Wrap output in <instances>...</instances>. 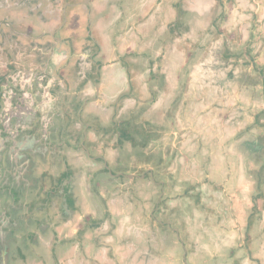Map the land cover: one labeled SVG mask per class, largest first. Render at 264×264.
Listing matches in <instances>:
<instances>
[{
    "label": "crops",
    "instance_id": "1",
    "mask_svg": "<svg viewBox=\"0 0 264 264\" xmlns=\"http://www.w3.org/2000/svg\"><path fill=\"white\" fill-rule=\"evenodd\" d=\"M70 1L14 0L16 28L0 29V73L19 60L26 80L48 82L4 131L15 167L0 172V264H217L193 230L260 170L264 0L230 13H214L218 0ZM49 47L60 68L39 71ZM251 210L264 264V207Z\"/></svg>",
    "mask_w": 264,
    "mask_h": 264
},
{
    "label": "rangeland",
    "instance_id": "2",
    "mask_svg": "<svg viewBox=\"0 0 264 264\" xmlns=\"http://www.w3.org/2000/svg\"><path fill=\"white\" fill-rule=\"evenodd\" d=\"M244 1L245 0H218L217 8L214 13L218 12L220 10V7L224 6V2H226L224 11L226 10L228 13H230V10H233L232 8H235L236 10V7H238L239 4ZM256 1L257 0H249V2H252L254 5L259 4ZM240 9L241 6H239L238 11H240ZM234 27L238 32L241 24L236 23ZM222 163L224 164V161H222ZM249 164L250 163H247V165ZM256 164L258 165V167H260L259 171L250 168L251 170L245 169V173H242L243 178L240 182L246 180L248 183L245 186L248 190L242 192V190H240L236 184H234V186L236 185L235 188L234 186H231V188L229 185L228 189L230 190H226L227 195H225V199H222L223 201L219 196L214 197L216 201L220 202L217 203L218 207H221L219 211L215 213L212 210L213 208H208V212L210 211V214H212L210 220L207 218L203 222V228L199 223H197V226H194L195 229L193 231L200 232V234H202L201 239L204 242L211 240L210 248L216 249V253L219 257L217 259V264H259L258 259L256 258V255L258 254V239L257 237H253V234L256 233L258 229L260 230L262 228V223L252 220V218L256 217V215H251V209L254 205L257 208L264 207V157L258 158V163ZM261 166L263 167V169L261 168ZM233 174V176L236 177L238 173ZM226 176H228V174H226ZM233 183L235 182L233 181ZM251 198L252 204L244 206ZM242 200L244 201V205L242 203ZM237 201H241V204L243 206L235 204ZM222 211L224 215L228 213V216L232 217L234 214L237 216L233 218V221H229V218L224 220L225 216L219 215L220 213H222ZM208 214L209 213H207V215ZM242 215L243 220L240 221V216ZM207 226L212 227V229L214 228V230L212 231L213 237L209 238L208 235L203 234V229H206ZM230 231H232L233 233L228 235ZM201 245V250L203 252L204 247L203 244ZM246 247H248V249H246ZM200 264L209 263L204 260Z\"/></svg>",
    "mask_w": 264,
    "mask_h": 264
},
{
    "label": "flooded vegetation",
    "instance_id": "3",
    "mask_svg": "<svg viewBox=\"0 0 264 264\" xmlns=\"http://www.w3.org/2000/svg\"><path fill=\"white\" fill-rule=\"evenodd\" d=\"M14 0H0V29L3 27L9 28V29H14L16 28V26L13 25V17L12 15L9 13L8 10H10V8L14 7ZM30 26L24 27L23 29H29ZM20 33H25L22 29L20 31ZM26 38H31L29 40L33 41L32 39L34 37H36V35L30 34V33H26L24 35ZM15 50V51H14ZM18 52V48L16 46V44H14V47L12 46V53L14 58H16V54ZM4 56L7 53L6 51L1 52ZM6 57V56H5ZM20 63V61L18 60L16 62ZM19 66V68L13 73L12 76V72H8V73H4L2 76V80H0V82H3V80H7L8 85L6 83V88L5 90H1V94H0V172H2V170H7V167H15L14 164V158H7L6 154L3 155L4 151H1V149H5L4 148V140H5V129L7 128V121L9 116L14 113L16 114V118L18 119L17 114L19 115V113L17 112L19 110V108L23 105H27V100H28V96L31 97V105L33 106H37L40 105L35 97H34V92H32L31 89L29 88H25V90L22 92V94L19 92L17 85V81H29L26 80V78H28V76H26V74L21 73L22 72V67L17 64ZM99 73H97L96 75V79L99 78ZM11 76L13 81H11ZM4 77V78H3ZM37 80V79H36ZM206 84L204 85L203 83V87L206 88V86H209V84L207 82H205ZM212 86V84H211ZM0 87H4L3 85L0 84ZM33 112V111H32ZM13 120V119H11ZM19 122L14 120V125L17 124ZM13 125V126H14ZM15 129V128H13ZM14 131V130H13ZM22 168V167H21ZM31 168V167H30ZM27 171H29V168H27ZM36 179L31 177L29 179V186L32 188L34 186V184L36 183ZM31 190V189H30ZM19 192H21L19 190ZM20 194V193H18ZM30 199L34 198V194L33 191H30V195H29ZM0 225H1V221H0Z\"/></svg>",
    "mask_w": 264,
    "mask_h": 264
},
{
    "label": "water",
    "instance_id": "4",
    "mask_svg": "<svg viewBox=\"0 0 264 264\" xmlns=\"http://www.w3.org/2000/svg\"><path fill=\"white\" fill-rule=\"evenodd\" d=\"M89 0H86L85 2L82 0L80 2L78 1H75V0H72L70 1V5L72 7H77V5H81L82 4H87ZM82 9V8H81ZM79 10H77V12H75V16H78L79 13H78ZM83 11V10H82ZM64 18H65V21H66V14L64 13ZM50 39H52V41H57L58 40V37H56L54 34H50L49 35ZM68 41V39H66ZM69 43V41H68ZM71 43V42H70ZM69 46L71 47V53H70V56H67V53L63 54V58L62 60H68L70 61L71 57L73 55H75L74 53V46L69 44ZM73 46V47H72ZM73 48V49H72ZM51 53V47L47 48V49H44V51H40L39 54H38V58L39 60H42V63H40V67H38V70L39 71H42L43 69L50 72V70H56L57 68H60V64H61V60L60 61H57V62H54L53 61V57L52 55L50 54ZM29 58H33L35 59L36 56L32 55V56H29ZM39 64V63H37ZM11 67V72H12V76H13V73L19 68V66L16 64V63H12L10 65ZM3 74L0 73V77L2 78ZM12 76H11V81H13L12 79ZM48 79V77H47ZM47 80L44 81V78H42L41 81H37L36 79L32 80V81H17V87H18V90L19 92L22 94V92L25 90V88H29L32 90V92H34V97L35 99L38 101V102H41L42 99H43V96H44V92L46 91V89L48 88L47 86ZM1 87H0V94H1ZM16 118V116L14 117ZM24 121V119H22V122ZM23 126V124H21V127ZM26 127V125H24Z\"/></svg>",
    "mask_w": 264,
    "mask_h": 264
}]
</instances>
